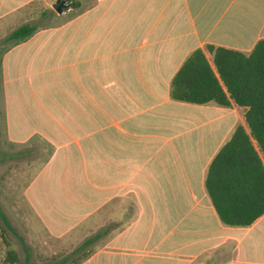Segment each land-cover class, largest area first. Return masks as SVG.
I'll return each instance as SVG.
<instances>
[{"label": "crops", "instance_id": "0c3cea01", "mask_svg": "<svg viewBox=\"0 0 264 264\" xmlns=\"http://www.w3.org/2000/svg\"><path fill=\"white\" fill-rule=\"evenodd\" d=\"M32 1L0 0V20ZM76 1L68 23L2 55L0 172L30 160L22 189L0 176L5 214L45 243L100 234L78 264H264V215L225 225L206 189L237 127L250 133L246 108L171 98L195 50L214 70L209 45L252 53L264 0Z\"/></svg>", "mask_w": 264, "mask_h": 264}, {"label": "trees", "instance_id": "16d2710c", "mask_svg": "<svg viewBox=\"0 0 264 264\" xmlns=\"http://www.w3.org/2000/svg\"><path fill=\"white\" fill-rule=\"evenodd\" d=\"M72 5L78 8L80 2ZM49 15L46 12L43 17ZM41 25V20L24 24L4 42L26 41L40 29H45ZM207 50L213 56L216 70L203 49L195 50L175 75L171 98L191 105L215 102L222 107H230L233 101L246 108L245 118L250 133L241 125L237 127L231 140L212 161L206 189L225 225L249 227L264 215V39L249 55L212 45L207 46ZM0 219L17 235L1 205ZM99 237L97 234L85 241L74 254L95 243ZM24 249L27 252L26 264H30V250ZM66 261L68 259L62 263ZM8 263H18L15 254L9 253Z\"/></svg>", "mask_w": 264, "mask_h": 264}, {"label": "rangeland", "instance_id": "374dc122", "mask_svg": "<svg viewBox=\"0 0 264 264\" xmlns=\"http://www.w3.org/2000/svg\"><path fill=\"white\" fill-rule=\"evenodd\" d=\"M77 2L76 0H67V4L71 6V4ZM81 2V1H79ZM57 0H37L28 2L26 6L16 14H11L3 19L0 20V137L5 136L4 130V96L3 92L1 91V59L3 53L8 51L7 49L10 47L12 43L6 44L4 41L5 39L12 33L13 30L16 28L27 24V23H34L38 22L39 20L42 21L43 28H50V27H58L62 24H66L69 22V19H72L79 11H73L75 8H67L63 11L62 14H59L55 10V5ZM72 10V11H71ZM80 10V9H79ZM48 12L49 16L43 17V14ZM43 17V18H42ZM7 148L5 145L0 144V154L4 152ZM17 151H14L15 153ZM1 158V156H0ZM28 160L26 163L29 164ZM8 162V161H7ZM25 162V161H24ZM23 161H20L19 158H15L13 161V168L11 167L6 172H0V176L3 180L8 179V181L16 182V180H20L19 183L21 184H10V187H18L22 189L23 181H27L25 177H22V174L25 171V165ZM11 163V161L9 162ZM10 179V180H9ZM28 179V178H27ZM8 189L6 184L0 183V192L1 190ZM1 205V204H0ZM17 203L15 204V207ZM3 211V205H1ZM5 212V211H4ZM29 213L28 209H25V214ZM21 215L22 212L17 213V215ZM30 218V216H29ZM11 225L15 228L17 235H15L10 229L4 225L3 221L0 219V239L2 242L3 249L0 254V264H12L8 263L9 261V253L15 254L16 258L18 259V263L16 264H26L27 252L25 251L24 247L29 248L30 250V264H58L69 257V261L66 264H78L82 259H84L85 255L89 253H93L100 249L97 247V244L87 248L86 250L74 255V251L77 250L84 242L83 239H78L76 241H70L69 245L67 244H59L55 242L47 241L46 243L44 240H40L41 238L33 233L32 227L33 224L25 223L24 219H19L18 222L11 221ZM98 226H95L93 230H91V234L94 235L97 232ZM24 240V242L21 241ZM87 239V237H86ZM101 243V242H100Z\"/></svg>", "mask_w": 264, "mask_h": 264}, {"label": "water", "instance_id": "95a60500", "mask_svg": "<svg viewBox=\"0 0 264 264\" xmlns=\"http://www.w3.org/2000/svg\"><path fill=\"white\" fill-rule=\"evenodd\" d=\"M67 7L68 4L66 0H57V3L54 8L59 14H62Z\"/></svg>", "mask_w": 264, "mask_h": 264}]
</instances>
